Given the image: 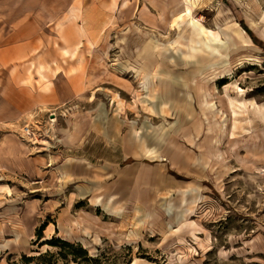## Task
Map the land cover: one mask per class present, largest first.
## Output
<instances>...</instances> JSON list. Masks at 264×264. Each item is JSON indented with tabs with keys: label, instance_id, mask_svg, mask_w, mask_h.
Listing matches in <instances>:
<instances>
[{
	"label": "rangeland",
	"instance_id": "1",
	"mask_svg": "<svg viewBox=\"0 0 264 264\" xmlns=\"http://www.w3.org/2000/svg\"><path fill=\"white\" fill-rule=\"evenodd\" d=\"M0 3V264H264V0Z\"/></svg>",
	"mask_w": 264,
	"mask_h": 264
},
{
	"label": "crops",
	"instance_id": "2",
	"mask_svg": "<svg viewBox=\"0 0 264 264\" xmlns=\"http://www.w3.org/2000/svg\"><path fill=\"white\" fill-rule=\"evenodd\" d=\"M5 8H7V9H5ZM12 11H13V9L10 7V5L8 7V5H3L0 3V20L7 21L11 24L15 22V26H16V28L13 31L14 33L13 34L11 32L8 33L6 38L3 39V41H5L6 43L0 44V47H4V48L7 47L8 48V50H6V51H11L12 44L16 41L18 42V40H17L18 36H21V38L22 37L24 38V37H26L25 35H27V33H29V30L27 29L28 26H25V24L19 25L18 21L15 20V18H12L11 14H10ZM10 34H12V36H10ZM15 47L17 48L18 45H16ZM65 69H64V71H61L62 69H57V71H55V73H54L56 76L61 77V79H59V81H57V83H56L57 84V88H56L57 89V97H59L60 99H65L67 97H70L71 95H75L79 91V89L81 88V85H80L78 79L76 78L78 76V73H76V72L70 73L69 75H66V77H65V73H66ZM38 227L39 226H37V228ZM61 237H63V236H61ZM63 238H66V237H63ZM66 239L71 240L69 238H66Z\"/></svg>",
	"mask_w": 264,
	"mask_h": 264
},
{
	"label": "trees",
	"instance_id": "3",
	"mask_svg": "<svg viewBox=\"0 0 264 264\" xmlns=\"http://www.w3.org/2000/svg\"><path fill=\"white\" fill-rule=\"evenodd\" d=\"M37 234L39 237H41L43 235V225H40L37 228ZM47 242L50 244H54V245H58L60 244V250H59V254L67 257V255L69 254V252H71L72 254V258L74 260H77L79 262H83L82 259H79L80 255H83L85 260L87 259H94L93 256L88 255V249L86 247H84L82 244L79 243H75L71 240H68L66 238H63L61 236H56V237H51V238H47L45 239L42 243ZM66 248H71L70 251L66 250ZM46 254H50L53 255V253L50 250H46L44 252H40L39 254H35V255H28L26 256L29 260L32 258H40L45 256ZM54 263V262H53Z\"/></svg>",
	"mask_w": 264,
	"mask_h": 264
},
{
	"label": "bare ground",
	"instance_id": "4",
	"mask_svg": "<svg viewBox=\"0 0 264 264\" xmlns=\"http://www.w3.org/2000/svg\"><path fill=\"white\" fill-rule=\"evenodd\" d=\"M228 97H229V102H230L229 104L233 112V119H234L233 121L235 125L237 124V122L243 123V121L246 120V123L243 124L242 126L244 128H247L249 123L252 121L251 113H254V111L257 110L261 112L259 114H262V113L264 114V104H261L257 99H252L251 101H249L244 96H239V97L232 96L231 97L229 95ZM258 116L260 117V115Z\"/></svg>",
	"mask_w": 264,
	"mask_h": 264
},
{
	"label": "built area",
	"instance_id": "5",
	"mask_svg": "<svg viewBox=\"0 0 264 264\" xmlns=\"http://www.w3.org/2000/svg\"><path fill=\"white\" fill-rule=\"evenodd\" d=\"M26 127H27V129H26L27 131H28V130H30V127H29V125H26Z\"/></svg>",
	"mask_w": 264,
	"mask_h": 264
}]
</instances>
